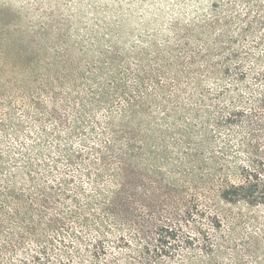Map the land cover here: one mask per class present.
<instances>
[{
	"label": "rangeland",
	"instance_id": "1",
	"mask_svg": "<svg viewBox=\"0 0 264 264\" xmlns=\"http://www.w3.org/2000/svg\"><path fill=\"white\" fill-rule=\"evenodd\" d=\"M66 152L83 170L50 264H92L98 238L97 264H143L164 221L173 252L150 264H264V204L221 196L264 170V0H0V189L36 163L50 185Z\"/></svg>",
	"mask_w": 264,
	"mask_h": 264
},
{
	"label": "trees",
	"instance_id": "2",
	"mask_svg": "<svg viewBox=\"0 0 264 264\" xmlns=\"http://www.w3.org/2000/svg\"><path fill=\"white\" fill-rule=\"evenodd\" d=\"M101 133H103V130ZM101 142L104 144V148H107L106 142ZM104 148H98L95 151L99 159H104L106 156ZM59 162H62V171L59 178L50 185L40 183L34 175L37 176L46 171L51 172V167L47 164L38 166L36 163L27 167V181L35 183L29 190L9 185H4L0 189V264H50L49 262L52 261L51 258L54 251L52 241L45 239L44 234L52 232L60 236V234L65 232L67 216L59 205L66 198H70L67 194L73 193L75 187H77L76 178L83 170L80 159L68 152L64 155V159L57 161V165ZM101 164L103 166L102 162ZM52 168H56V164ZM97 170L100 169L96 167ZM0 171H2L1 167ZM33 171H36L34 175ZM252 172H248L245 179L241 182L231 184L229 188L223 189L221 192L222 198L230 200L232 197H237L238 199L264 204V170L257 171V169H253ZM90 173L91 171L88 172V174ZM70 199L74 201L73 197ZM109 215L117 216V213H110ZM3 222L7 223L3 225ZM12 227L22 230L16 238L13 237V234L6 235ZM173 230L174 227L169 222L164 221L157 224L155 226V234L145 240L142 255L137 258V262L140 263L141 260L143 264H150L156 257H164L171 254L173 252L171 250L172 244L177 239ZM28 235H33L34 237L37 235L43 238L44 246L41 247L39 253L31 255L28 259L24 257L17 263H11L10 261L6 263L5 259L7 257L5 255L15 251L14 247L16 245L20 246ZM104 243L105 240L103 238L96 239L86 255L89 263H99L105 250ZM62 254L64 253L60 252L58 257H55L57 261L55 264H84L83 258L86 253L82 255L76 251L66 257ZM112 263L117 264L115 259L103 264Z\"/></svg>",
	"mask_w": 264,
	"mask_h": 264
}]
</instances>
